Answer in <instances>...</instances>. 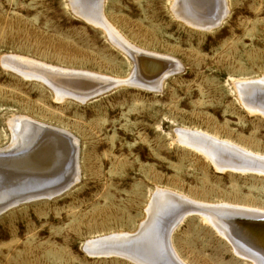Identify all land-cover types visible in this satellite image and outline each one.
Returning a JSON list of instances; mask_svg holds the SVG:
<instances>
[{"label":"rangeland","instance_id":"rangeland-1","mask_svg":"<svg viewBox=\"0 0 264 264\" xmlns=\"http://www.w3.org/2000/svg\"><path fill=\"white\" fill-rule=\"evenodd\" d=\"M174 1L103 2L104 20L129 46L175 62L156 88L131 81L134 59L76 13L73 0H0V149L16 145L10 123L23 119L63 131L79 148L67 188L0 212V264H136L89 255L85 246L138 235L160 190L264 212L263 174L216 169L177 136L200 132L264 157V116L244 105L236 86L264 78V0H226L227 16L209 28L177 18ZM5 56L41 72L93 74L98 86L59 99L43 80L4 66ZM171 237L183 264H251L195 214Z\"/></svg>","mask_w":264,"mask_h":264},{"label":"bare ground","instance_id":"bare-ground-1","mask_svg":"<svg viewBox=\"0 0 264 264\" xmlns=\"http://www.w3.org/2000/svg\"><path fill=\"white\" fill-rule=\"evenodd\" d=\"M73 1L76 3V13L88 22L102 26L108 32L109 38L134 59L136 70L131 81H146L153 87L159 85L169 73L177 70L172 60L140 53L112 30L102 13L104 0H80V4L77 0ZM226 4V0H175L172 10L177 18L184 19L189 25L209 28L213 24L218 25L227 16ZM196 14L199 16H195ZM5 57H2L4 66L17 70L24 78L43 80L59 99L61 96L77 95L74 92L81 88L88 90L90 85L98 86L97 83L91 84L95 82L93 74L89 76L76 72L71 75L67 70L63 72L54 70L53 67L49 69V66L45 72H41L39 69L42 67L38 69L36 66L39 64L36 62L35 65L33 61L20 57ZM139 72L147 78L141 80L137 76ZM151 78L153 79L149 82L147 79ZM242 83H236L240 99L251 112L264 116V78ZM10 124L14 127L15 135L12 137L16 145L9 149H0V202L4 203L0 205V212L37 197L57 194V191L67 188L77 178L79 169V148L76 140L68 134L24 119ZM183 130L177 135L178 141L204 155L216 169L264 175V157L250 154L251 152L248 153L228 141H220L214 136ZM7 180L9 182L2 185ZM157 192L149 209L151 215L140 227L138 235H114L90 241L87 242L85 251L92 256H122L136 264H183L177 256L178 253L172 249L174 246H171V236L186 218L195 214L211 226L220 238L228 241L239 258L251 264H264V212L234 206L203 205L182 201L183 197L165 191ZM159 215L161 216L157 217Z\"/></svg>","mask_w":264,"mask_h":264},{"label":"water","instance_id":"water-1","mask_svg":"<svg viewBox=\"0 0 264 264\" xmlns=\"http://www.w3.org/2000/svg\"><path fill=\"white\" fill-rule=\"evenodd\" d=\"M203 9H205V7H202ZM146 77V76H145ZM147 78V77H146ZM152 79L153 78H151V79H147L149 82H151L152 81ZM255 228V227H254Z\"/></svg>","mask_w":264,"mask_h":264}]
</instances>
